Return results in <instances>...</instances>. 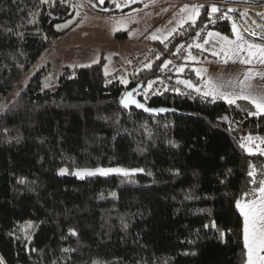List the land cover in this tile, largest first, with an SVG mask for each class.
I'll return each instance as SVG.
<instances>
[{"label":"trees","instance_id":"trees-1","mask_svg":"<svg viewBox=\"0 0 264 264\" xmlns=\"http://www.w3.org/2000/svg\"><path fill=\"white\" fill-rule=\"evenodd\" d=\"M117 3L104 8L139 6ZM219 10L203 4L189 33L208 27L232 38V18ZM75 11L70 0H0V25L12 29L0 27L3 264H244L236 201L253 199V167L264 179V113L249 114L256 108L247 100L169 92L147 105L176 112L124 109V91L159 77L165 55L108 85L101 60L64 66L46 87L44 53ZM182 76L200 83L192 70ZM84 167L127 174L60 172Z\"/></svg>","mask_w":264,"mask_h":264},{"label":"rangeland","instance_id":"rangeland-1","mask_svg":"<svg viewBox=\"0 0 264 264\" xmlns=\"http://www.w3.org/2000/svg\"><path fill=\"white\" fill-rule=\"evenodd\" d=\"M121 7H129L134 5V8H131L123 13H115L114 9L110 8H100L95 0H70L71 4L76 8L74 16L67 20L66 22L60 23L57 26L59 30V35L56 38L55 44H53L49 50L45 51L43 56V65L51 66L48 68V71L44 77V85L47 87L54 83L57 75L61 72L64 66H79L88 64L91 62H95L101 60L104 65V69L111 70L114 67H118L122 65V63L126 62L132 56L141 54L146 52L151 43L159 44L161 40L165 39L170 32L173 30H168V26H180L178 21L181 20L182 17H186L187 13H181L180 9L183 8L185 4L191 7L192 5H203L207 4L209 7L213 5L218 9H222L224 14L229 15L232 18L233 24L237 26V30L244 36L249 43L255 44H264V33L259 30L260 27L256 28L249 26L248 16L249 11L246 9H237L235 11L229 12L228 5L225 4L230 2L232 5L241 3V2H259L262 6H264V0H117ZM121 7H117L118 9ZM102 10H99V9ZM116 8V9H117ZM233 9V8H232ZM260 9V8H259ZM255 10H258L257 8ZM115 11V10H114ZM171 11V12H170ZM170 12L166 15V18L155 26V30L148 32L144 39H139L138 42L143 45L142 48H139L137 51L132 52L133 44H129L127 42L118 44L115 40V35L117 32H124L126 35V41H130L134 39L136 36L141 35L145 30L149 28V26L159 19L161 16L165 15V13ZM187 23H191L188 21ZM247 23L246 27L244 25ZM176 27V28H177ZM175 28V29H176ZM211 30V29H209ZM211 32L215 33V31ZM252 32L257 33V35H251ZM150 33V34H149ZM153 35H161L159 42H154L149 39V37ZM229 39H235V33H233V37ZM218 38H210V48L215 52L220 53L219 55H213L210 60L202 62L203 59H199L200 57H195L193 64L191 61L193 59H189L186 63L185 67H190L189 64H193L195 66L204 67L207 69H224V71L228 70L227 73H230L229 77L221 72H217V80L213 81L212 84L216 85L219 88L220 92L229 93L233 96L240 92V84L237 83V77L233 72L235 71V67L230 66H239L241 67L244 74L252 70V73L255 74L258 71H264V66L258 64L255 60L251 64H242L240 63L241 58H247V53L241 52L238 56H233L231 59H228L225 62L226 57L222 52H220V43H216ZM132 42V41H131ZM143 43V44H142ZM132 52V53H130ZM220 58V59H219ZM51 62V63H50ZM200 62V63H199ZM41 63V64H42ZM41 64L35 62L31 68L19 79L20 82L24 79L26 74H32ZM224 66V67H223ZM184 67V68H185ZM199 67V68H200ZM203 68V69H204ZM218 71V70H217ZM205 72V71H204ZM235 73V72H234ZM223 74V75H222ZM243 74V78H244ZM24 77V78H23ZM127 74H124L120 77L121 80L127 81ZM187 80L188 77H185ZM203 80V79H202ZM190 81V79H189ZM239 83L242 80H238ZM17 82V83H18ZM191 83H194L190 81ZM208 80H204V82L195 83L198 88L202 91L208 90ZM234 83L233 85L230 84ZM7 93V96H12L15 93L16 86ZM256 82H249L248 87L245 88L246 92H251L253 94L264 93V87L262 91L257 90L254 86L259 85ZM261 85V84H260ZM264 86V83L262 84ZM142 89V87H141ZM247 89V90H246ZM214 98H221L219 95ZM223 99V98H221ZM225 100V99H223ZM226 101V100H225ZM264 145V143H260ZM259 144L260 149L262 145ZM253 150V149H250ZM101 168H75L73 170H67L64 173H69L76 175L78 177H83L87 175L88 172L100 173L97 170ZM117 169V168H112ZM120 169V168H119ZM109 170V169H102ZM247 201H241L242 204ZM244 224V218H243ZM244 239V236H243ZM247 252V250H246ZM246 260L244 264H246Z\"/></svg>","mask_w":264,"mask_h":264},{"label":"snow or ice","instance_id":"snow-or-ice-1","mask_svg":"<svg viewBox=\"0 0 264 264\" xmlns=\"http://www.w3.org/2000/svg\"><path fill=\"white\" fill-rule=\"evenodd\" d=\"M17 0H12V3H16ZM42 3L48 2V0H41ZM103 3V0H100ZM116 7H121L120 4H116ZM202 5H189L185 4L183 8L180 9L181 13H187L186 17H182L180 21H178L179 25L182 26L184 23L191 21L192 24H195L196 18L200 14V8ZM220 10L215 7L214 5L211 7V13L215 14ZM235 11V9H229V12ZM221 18H227V14H223ZM214 22V21H213ZM0 27H4L6 31H12L11 28H8L5 25H0ZM259 27V26H258ZM175 31V29L173 30ZM232 31L235 33V39H229L228 36L221 35L219 32H209V38H218L216 43H220V52L224 54L226 57L225 62L228 59H231L233 56H238L241 52L247 53V58H241L240 63L242 64H251L253 60H255L258 64L264 66V44H255L249 43L248 40L244 38V36L237 30V26L233 24ZM171 35V32L169 33ZM251 35H257V33L252 32ZM152 39H159L158 36L153 35ZM163 42V41H161ZM209 40L205 39L203 44H196L195 47L198 49H203L205 44H208ZM183 47V45H181ZM191 47V45L189 46ZM220 53L213 51L212 55H219ZM189 59H195L189 52ZM171 63L168 61L164 64V67ZM150 67V65H146ZM178 71H183L182 68L177 69ZM199 74V73H198ZM256 76H259L261 79H264V71H258L255 73ZM253 78L252 70L249 69L247 73L244 74V81H240V92L236 95H232L229 93L220 92L219 88L212 84L211 81L208 82V90L204 91L205 96H212L215 97L219 95L221 98L225 99L229 104H235L238 99L247 100L249 103L253 104L256 108L255 112H251V115H259L264 113V93L260 94H253L251 92H246L245 88L248 85L245 84V81H249ZM178 83H183L187 87L192 88L194 87L190 81H178ZM151 87V84H149ZM197 92L200 91L199 88L195 89ZM179 91V89H177ZM128 97H131V93L127 94ZM125 107L128 106V103L136 104L137 107H144L142 104H139L134 99L125 102L124 100L121 101ZM146 111H165V109H145ZM250 142L252 140L251 137L247 138ZM264 143V141H262ZM241 147H245V145H241ZM264 155V151L261 152ZM66 170L60 169L61 174H63ZM102 175H107L108 172H125L127 174V170L125 169H109V170H102L98 169ZM88 175H93V172H88ZM250 177H253L251 181L253 184H257V187L251 190V195L253 199L247 201L246 203L242 204L240 200L236 201V207L240 210L241 215L244 218L243 224V236H244V247L247 250V261L246 264H264V179L257 181L255 177V169L253 167V171L248 173ZM22 182V181H21ZM258 193V195H257ZM245 195H249V193H245ZM215 225L213 224V227ZM208 227V225H205ZM69 234L75 236L77 233L75 229L70 228ZM64 251H69V249H65ZM187 254V253H185ZM0 264H3L2 258H0Z\"/></svg>","mask_w":264,"mask_h":264},{"label":"built area","instance_id":"built-area-1","mask_svg":"<svg viewBox=\"0 0 264 264\" xmlns=\"http://www.w3.org/2000/svg\"><path fill=\"white\" fill-rule=\"evenodd\" d=\"M228 7L230 6L228 5ZM192 25L193 24L190 23H184L182 26H178L175 31L171 32V35L161 40L163 42L160 41L159 44L151 43L146 52L132 56L126 62L122 63V65L105 71V85H108L111 81L120 78L124 74L128 75L132 72L147 69L148 67L146 65L151 66L160 55H165L166 58L160 68V76L149 80L142 89L134 94L136 97L148 103L153 97L169 92L183 93L197 97L206 102L213 101L214 97L205 96L203 94L204 91L200 90L197 92L195 89L199 86L195 83H192L194 86L192 88L187 87L183 83H178V81H189V79L187 80L182 76L183 71L177 70L180 68L184 70L186 68L185 65L189 61V52L191 55L203 59L202 62L206 60L207 63L213 56L210 48L211 41L208 37V33L211 32V30H209L210 28L194 29L192 33H189ZM205 39H208L209 43L205 44L203 49L195 47L196 44H203ZM181 45H183V47H181ZM190 45L191 47H189ZM168 61H171V63H169L167 67H164V64ZM193 64L198 63H194L193 61ZM149 84H151V87H149ZM177 89H179V91H177Z\"/></svg>","mask_w":264,"mask_h":264},{"label":"crops","instance_id":"crops-1","mask_svg":"<svg viewBox=\"0 0 264 264\" xmlns=\"http://www.w3.org/2000/svg\"><path fill=\"white\" fill-rule=\"evenodd\" d=\"M171 12V11H170ZM170 12H167V13H165V15H163V16H161L159 19H157L156 21H154L150 26H149V28L147 29V30H145L141 35H139V36H136L134 39H131L130 41H126L127 39H126V35H125V33L124 32H122V30H121V32L119 33V34H117L116 33V35H115V42L116 43H118V44H121V43H125V42H127V43H129V44H133V46H132V52H134V51H137L139 48H142L143 47V45H141V43L140 42H138V40L139 39H144V36L148 33V32H150L151 33V31H154L156 28H155V26H157L159 23H161L165 18H166V15L168 14V13H170ZM126 13H128V12H126ZM177 27V25L174 27V26H172V25H169L168 26V29H167V31L168 30H173V29H175ZM149 33V34H150ZM156 36H158L159 37V39H152L151 37H149V39L151 40V41H154V42H159V40H160V38H161V35H156ZM132 41V42H131ZM143 44V43H142ZM144 48V47H143ZM132 52H130V53H132ZM220 59V58H219ZM195 60V59H194ZM194 60H192L191 62L193 63V61ZM51 63V62H50ZM189 66L190 67H188V68H185V69H187V71L189 72V70H192L193 71V73H194V75H196L197 76V78L200 80V82H204V80L206 79V80H208V81H210V80H213V81H215V80H217V72H221V71H223L222 73L224 74V76H228L229 77V75H230V73H227L228 72V70H226V71H224V69H205L204 67H200V66H195V65H193V64H189ZM200 67V68H199ZM224 67V66H223ZM228 67H230V68H232V67H235V73L233 72V74H235L237 77H239L238 79H237V83L238 84H240L239 83V79L240 80H244V78H243V74H244V71H242V69H241V67H239V66H228ZM204 68V69H203ZM218 70V71H217ZM205 71V72H204ZM199 73V74H198ZM222 74V75H223ZM203 79V80H202ZM250 81H252V82H256V84H258V83H260L259 85H256V86H254L257 90H259V91H262L263 90V87L264 86H262V84L264 83V79H261L259 76H256L255 74H253V78L252 79H250L249 81H245V84L246 85H249V82ZM230 84L231 85H233L234 83H231L230 82ZM247 90V89H246Z\"/></svg>","mask_w":264,"mask_h":264},{"label":"water","instance_id":"water-1","mask_svg":"<svg viewBox=\"0 0 264 264\" xmlns=\"http://www.w3.org/2000/svg\"><path fill=\"white\" fill-rule=\"evenodd\" d=\"M96 3L99 5L100 8H103L105 6L106 0H103V3L100 2V0H96ZM236 9V7H228L227 9ZM255 14L264 21V7L261 9H258L255 11ZM142 87V83H139L138 85H135L133 87H129L127 88L124 93L122 94L121 98H120V105L124 108V109H129L131 107L136 108L139 111H142L148 115H165L167 113H173L176 112L173 108L170 107H163V106H159V107H150L147 105V103L141 101L138 97H136L134 94L136 92H138ZM131 93V97H128L127 94ZM134 99L136 102H138L139 104H142L144 107H137L136 104L133 103H128V106L125 107L123 103H121L122 100H124L125 102H128L129 100ZM165 109V111L161 112V111H146L145 109Z\"/></svg>","mask_w":264,"mask_h":264},{"label":"bare ground","instance_id":"bare-ground-1","mask_svg":"<svg viewBox=\"0 0 264 264\" xmlns=\"http://www.w3.org/2000/svg\"><path fill=\"white\" fill-rule=\"evenodd\" d=\"M225 4H230V7H238L237 9L241 8V9L248 10L249 11V13H248L249 14V16H248L249 17L248 18L249 26L254 27V28L259 26L260 27L259 30L262 31L261 33H264V21L262 19H260L255 14L256 8L262 9L264 7L260 4V1L256 2V3H254V2H241V3H237V4L234 3V5H232L230 2H227ZM253 24H257L256 27ZM246 25H247V23L244 25V27H246ZM262 38H264V37H262Z\"/></svg>","mask_w":264,"mask_h":264}]
</instances>
